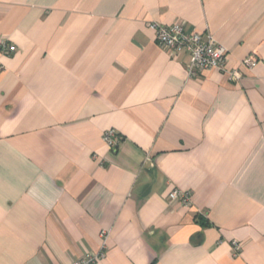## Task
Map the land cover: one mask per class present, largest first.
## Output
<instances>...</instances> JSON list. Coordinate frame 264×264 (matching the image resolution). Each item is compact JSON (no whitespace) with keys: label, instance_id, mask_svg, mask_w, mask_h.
<instances>
[{"label":"crops","instance_id":"0c3cea01","mask_svg":"<svg viewBox=\"0 0 264 264\" xmlns=\"http://www.w3.org/2000/svg\"><path fill=\"white\" fill-rule=\"evenodd\" d=\"M150 22L242 78L188 76ZM0 39V264H264V0H0Z\"/></svg>","mask_w":264,"mask_h":264},{"label":"built area","instance_id":"2783aa9c","mask_svg":"<svg viewBox=\"0 0 264 264\" xmlns=\"http://www.w3.org/2000/svg\"><path fill=\"white\" fill-rule=\"evenodd\" d=\"M149 26L155 28L156 43L159 47L173 56L181 53L188 55V62L185 65L188 76H197L204 71L217 68L226 75L230 82H238L242 78L243 74L238 68H228L227 49L220 45L212 34L208 32L189 33L181 22L168 25L150 22ZM0 49L11 52L15 49V46L9 45L0 39ZM258 60V55L251 52L241 59L240 64L243 67L251 68L256 65ZM103 140L114 148L118 143V134L114 129H109L103 134ZM168 200H177L189 206L191 204L190 192L174 189L169 193ZM101 235L105 241V232H102ZM231 247L233 255H237L241 249V245L235 240L231 241ZM104 249L105 246L102 245L99 251L85 252L69 264H94L104 256Z\"/></svg>","mask_w":264,"mask_h":264}]
</instances>
